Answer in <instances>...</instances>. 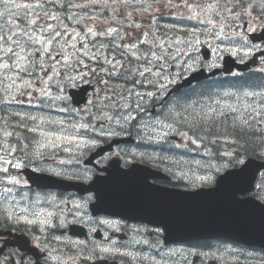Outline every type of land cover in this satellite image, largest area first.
Wrapping results in <instances>:
<instances>
[{
    "label": "flooded vegetation",
    "instance_id": "obj_1",
    "mask_svg": "<svg viewBox=\"0 0 264 264\" xmlns=\"http://www.w3.org/2000/svg\"><path fill=\"white\" fill-rule=\"evenodd\" d=\"M2 23L3 21L0 20V24ZM172 39V37H159V43L164 42L166 45L146 47L145 42H143L140 49L146 52L151 49L159 55L161 54L160 48H163L167 53L174 54L178 48L171 45L169 40ZM156 41L155 39L154 42L156 43ZM258 45V50L264 49V43ZM250 56L251 54H237L236 57L244 62ZM177 60L178 56L176 57ZM176 61H169L168 66L165 68L169 78L176 81L168 86V95L161 100L159 98L160 94L157 93V99L147 103V114L138 115L137 119L131 121L127 128H122L119 136H100V131L106 128L102 129L101 127L98 129L97 127L101 121L97 115H91L87 120L91 122L90 125L94 126L96 130L82 129L83 131H77L75 134L81 138L79 147L77 144H61L56 150H45L43 159L29 160L20 152V145L21 143H28V140L24 138L25 136H35L36 139H39L37 134L14 133L12 136L5 137L4 133H0V139L7 141V143H0V149H6L7 146H9V149H16L11 158L0 160V168L8 167L10 170L17 172L18 175H14V177H18L21 181L18 185L4 183L5 187L12 188L11 194L7 196L4 195L5 187H2L0 191V248H2V251H0V264H13V260H15V264H243L242 261H248L252 264H264V250L248 249L239 243L227 242L224 238L167 243L165 233L160 226L122 214L93 213L91 204L96 198L94 192L80 193L76 190L40 188L31 185L23 173L25 169L33 168L39 173L54 176L47 170L55 168L65 173L63 177L59 178L85 184H90L96 177L105 176L109 172L116 177L121 176L122 173L125 186L129 187V180H132L135 182L134 186L144 189L160 186L192 190L212 186L220 172L210 171L217 166L211 165L209 155L204 153V151L209 152L208 147L205 149L199 141L197 145H193L173 132L167 137L164 150H161L157 142L144 138L147 134L135 126L137 121L149 123L150 117L155 118L158 113H162L167 107L165 105V108L162 109L163 101H167L168 105L187 104L192 100L206 96L211 93V90H214L213 86H211L212 89H210V86L200 87L201 81L193 85L190 92L187 89L191 87L170 94V91L194 70L188 68L179 70ZM57 66L60 72V86L63 87L66 83L64 69L59 64ZM0 72H2L0 77L2 83L0 84L7 89L0 95V98L2 97L5 105L10 106L12 103L10 99L13 98V94L8 88V84L12 81H9L6 77H13L15 74ZM101 75L103 74L98 72L96 75L98 77H87L83 81L76 79L71 85L80 86L88 82L95 85L96 90L99 88L97 80ZM21 77H26V75L21 73ZM41 77L46 80V77ZM255 78H259V81ZM203 81H214V79ZM217 81L219 82L217 89L220 93L264 91V57L253 69L247 71L235 69L230 74L221 72ZM42 86L44 87L43 84ZM54 87L55 85L47 81V88ZM139 87H132L131 90L141 93L156 91L147 84L143 86L139 84ZM122 89H124V95L127 97V92L130 90L129 85L123 86ZM95 90L92 92L91 101L97 107ZM101 95L104 94L101 92ZM247 99L251 102L252 98ZM147 100L148 98L145 97V102ZM106 102L104 101V103ZM127 102L134 104L140 101L135 95H132L128 97ZM120 103L123 104L125 101L121 100ZM96 107L88 104L77 109L95 110ZM110 113L117 114L115 110ZM133 114L135 115V113ZM80 115H89V111L87 114L80 111L76 118L82 119ZM169 122L165 121V123ZM123 123V120H121L122 125ZM253 127L257 128V125L254 124L251 128ZM177 130L186 133L188 136L193 135L187 127L177 126ZM9 139L13 142L11 143ZM18 139L19 142H17ZM92 140L97 141L96 146L87 143ZM114 140H119V143L112 150L95 159V164H86L87 159L94 152ZM181 143H188V149L193 150L189 151L183 147H170ZM203 143L207 144V141ZM65 148H71L72 151H65ZM29 150H31V147ZM51 152H54V155ZM139 153H144L145 156L141 157L138 155ZM153 153H158L161 158L147 159V156ZM8 160L14 162L19 160L24 166L15 169L10 164L5 163ZM174 160H181V164L174 165ZM62 161L65 163L61 164ZM67 161H71V163H67ZM180 171L185 173L184 177L177 175ZM0 173L4 174L3 172ZM198 176H211L212 180L211 182H202L197 179ZM256 178V186L245 196H252L260 203H264V187H262L264 185V170L257 173ZM22 197H26V199ZM164 201L160 203H164ZM171 204L177 208L176 203ZM22 208L29 210L26 213L29 219H37V217L32 216L33 211L43 210L40 211L39 219H50L51 224L39 222L27 224L23 221L13 223L8 219L9 212H13L15 215H24L25 213L20 211ZM46 212H52L53 216L47 217ZM61 221H63V224H61ZM5 241H7L6 245ZM103 247L112 248L113 252L100 254L99 249ZM127 252L132 253V255H121V253ZM53 257L56 258L53 259Z\"/></svg>",
    "mask_w": 264,
    "mask_h": 264
},
{
    "label": "snow or ice",
    "instance_id": "obj_2",
    "mask_svg": "<svg viewBox=\"0 0 264 264\" xmlns=\"http://www.w3.org/2000/svg\"><path fill=\"white\" fill-rule=\"evenodd\" d=\"M48 2H55V0H48ZM255 3V0H254ZM0 5L3 6V10L0 11V20L3 21L0 24V71L5 73L12 72L15 76L21 77V73L29 77V79L24 80L25 94L29 97V102H31V91L37 90L33 88L32 78L34 73H43L46 80L40 75H36L34 78L37 82L44 85V87L39 88L37 91L40 95L45 97H51V91L47 88V81L53 80L54 76L60 75V72L57 71L56 65L59 64L61 68L64 69L65 80L68 84L76 79H84L85 76H96L99 73H102L97 80L99 88L96 89V103L101 106L97 108V111L100 113L99 119L111 123L115 121L116 124H120L123 120L122 128H127L131 124V121L136 120L138 115L147 114V103L157 99V93L160 94V99L163 100L164 96L168 95L167 89L170 84L175 83L174 79L169 78V74L165 71V68L168 66L169 61L175 62L176 57L184 52L183 49L177 50L174 54L167 53L163 48H160V53L157 54L156 51L149 49L148 52L144 53L142 56L137 55L136 52L131 51V48H135L136 45L133 44L131 48L128 49L131 52V56L136 58V62L139 63L141 60L144 61L143 64H140L139 68L136 71V75L143 77L142 81L131 80L133 88L137 84L143 86L144 84L150 85L156 91H146V92H133L128 90L127 97L124 95V89L118 88L117 86L111 84L113 77L123 79L126 82L130 79L128 73H131V69L125 67L123 62L127 59V53L120 50V46L114 47L116 55L121 59H116V56H110L107 53L106 46L101 43L99 45L98 51L99 56L96 53L88 49L84 41L86 40L87 35L95 36H111L113 33H117L116 28H107L106 30L97 32L93 28H88L87 32L81 36L79 32L76 33L77 36H80L81 49L77 50L75 44L70 45L73 49L71 53H66L64 51V45L60 44L57 39L61 35H70L67 32L66 26L63 31L58 30L57 26H54L52 23H48L49 20H56L57 17L50 12L44 10V4L40 3L39 0L37 3H17L16 0H0ZM72 6V5H69ZM176 7V5H172ZM239 3L233 5V7H239ZM75 7H82V5H75ZM184 7L192 10L193 14L189 19H197L199 15L203 14V9L200 13L196 12V9H200V5L195 3H188V0H184ZM256 7L259 8V13L256 17V23L258 25H264V0H260ZM210 9L213 6H209ZM252 8L250 4L248 9ZM37 9H40L41 12H37ZM248 9L244 11L251 15ZM229 12L232 9H228ZM201 23H207L213 25L215 23L211 18L206 21L202 20ZM136 27H141V25H136ZM196 30L193 29V32ZM248 31L255 32L256 28L248 26ZM220 35H224L223 28H221ZM235 34V33H234ZM55 42L59 51H56L52 47ZM67 43V41H65ZM199 39H196L193 42L189 43V47L195 49V46L199 45ZM253 47L259 48V46L254 45ZM250 51V50H249ZM53 52H56L53 55ZM187 54V53H185ZM235 55V51H233ZM83 57L88 58L90 61H95L99 64V68L92 67L90 68L88 64L81 59ZM40 57H47V61ZM59 57V58H58ZM75 57V60H73ZM151 57V59H149ZM191 59V56L189 55ZM50 61V63H48ZM102 61V63H100ZM129 64L133 63L132 60L127 61ZM195 63V61H194ZM145 64L150 66H144ZM108 65V67H105ZM215 65H210L209 67H214ZM153 68L156 69L153 72ZM49 69H51V74H49ZM84 69L85 71H81ZM142 69V70H141ZM188 69H192V65H188ZM186 69V70H188ZM123 70V71H122ZM147 74V75H145ZM107 77V78H105ZM149 77H152L151 79ZM6 79L14 83L12 76H7ZM2 83V81H0ZM11 87V84H9ZM7 90V89H5ZM101 92L104 95H101ZM135 95L140 101L139 103H128V97ZM145 97L148 98L145 102ZM247 98H252L251 102ZM53 100H68L67 96L57 95L53 97ZM124 100L125 103L121 104L120 101ZM104 101H109L110 103H104ZM234 101V102H233ZM88 104L92 107H96V104L93 101H88ZM166 109L162 113H158L155 118L150 117L149 123H140L137 121L136 127L141 129L147 135L146 139L149 141L157 142L161 150H164V144L167 143V137L170 133L175 132L177 135L185 138L188 142L193 145H197L198 141L203 144V147L207 149L208 145L215 146L218 142H227L224 138L230 134L229 130L231 129V134L237 136L243 135L246 128H251L254 124L264 125V91H236V92H215L209 93L206 96H202L196 100H192L187 104H172L168 105L167 101H163L161 105L162 109ZM179 108V110H177ZM113 110L116 111V115H110L109 113ZM61 112L68 113L71 111L76 115H79L80 111L88 113V109L83 110L79 109H69L61 108ZM135 113V115L133 114ZM16 116L21 117L20 127L26 129L27 133L37 134L39 139H36L35 136H25L24 138L28 140L27 144L21 143L20 152L26 159L29 160H39L45 157V150H56L61 144H77L80 146L81 138L78 137L75 133L79 129H91L95 131V127L90 124L85 123H70L67 128L64 127L65 121L45 118L43 116L37 115H27L23 116L20 113H15ZM27 121L34 122L33 126H29ZM165 121H170L165 123ZM59 125L61 126L57 131H46L45 127L51 128L52 126ZM179 127H187L193 135L188 136L186 133L179 132L177 130ZM102 129L104 128L101 125ZM68 133V134H66ZM14 133L4 132V136H12ZM18 135V134H17ZM100 136L114 137L119 136L120 133L115 130L104 129L100 131ZM207 141V144L203 142ZM93 146L97 145L96 140L89 141ZM235 143V141H233ZM31 147V150H29ZM170 147L174 148H185L188 149V143H181L171 145ZM9 155L16 152L15 148L5 149ZM65 151L71 152V148H65ZM192 151L193 149H188ZM54 155V152H51ZM141 157H144V153H139ZM220 155V153H216ZM225 156H232L231 152H224ZM239 155V154H237ZM158 153H153L147 156V159L154 160L160 159ZM238 163L244 164L243 160L237 161ZM5 163L10 164L15 169H20L24 165L19 160L17 161H5ZM65 163L64 161L61 164ZM71 163V161H67ZM187 163V162H184ZM197 163H199L197 161ZM174 165H180L181 160H174ZM52 175L56 177H63L65 173L58 171L55 168L48 169ZM219 171V169H217ZM242 172L243 169H240ZM0 172H3L5 177L0 179V183L18 185L21 183L16 177L7 175L9 173L8 167L0 168ZM177 175L184 177L185 173L180 171ZM71 178V177H69ZM198 180L202 182H211V176H198ZM26 183V181H25ZM264 187V185H262ZM12 188L5 187L4 195L7 196L11 194ZM26 199V197H22ZM14 199V198H13ZM53 199H55L53 197ZM21 213L24 215H15L13 212L8 213V219L13 223H20L21 221L27 224H35L37 222L42 224H51L50 219H39L40 211L37 210L32 212V216L37 217V219H29L27 208L20 209ZM47 217H52V212H46ZM63 224V221H61ZM7 241H5V245ZM2 251V248H0ZM113 252L112 248L103 247L99 249L100 254H107ZM121 255L131 256L132 253H121ZM56 257H53L55 259ZM15 264V260H13Z\"/></svg>",
    "mask_w": 264,
    "mask_h": 264
},
{
    "label": "water",
    "instance_id": "obj_3",
    "mask_svg": "<svg viewBox=\"0 0 264 264\" xmlns=\"http://www.w3.org/2000/svg\"><path fill=\"white\" fill-rule=\"evenodd\" d=\"M202 77L204 75L200 73L195 79ZM262 167L263 161L250 158L242 172H230L221 177L217 187L197 193L160 189L159 197H169L171 203H176L177 208L166 199L159 208L150 210L147 215L157 217L176 239L215 235L264 246V206L252 199L244 200L237 196L239 192L250 189ZM115 204H119V201ZM112 205L113 201L99 204L105 207L103 210L111 208ZM141 212L146 213L144 210ZM157 212H160V216Z\"/></svg>",
    "mask_w": 264,
    "mask_h": 264
},
{
    "label": "rangeland",
    "instance_id": "obj_4",
    "mask_svg": "<svg viewBox=\"0 0 264 264\" xmlns=\"http://www.w3.org/2000/svg\"><path fill=\"white\" fill-rule=\"evenodd\" d=\"M78 1L80 2V4H83V3L89 4L91 2H97V3L103 2L104 0H78ZM188 2L193 3V0H188ZM157 4L159 6H158V8L155 11H153V10H151V11H148V10H139L138 8H132V9H130L129 7L126 10H124L123 14H124L125 24H126L127 29L130 30V32H131L134 28H137L135 26L136 24L137 25L139 24L142 27L145 22H150L151 19H152V16H155L157 12L161 16L166 17L164 19L165 21H170L171 20L170 15L172 16L173 14H177V23L180 21L179 19H186L188 22H191V21L194 20V19H189V17L192 16V10L189 9V8L184 7V2L183 1H180L177 4V3H173V2H168V1L160 0V2H158ZM133 5L134 6H137L135 3H133ZM172 5H176V7H173ZM91 16H93V15L92 14H88V17H91ZM85 18L87 19V17H85ZM173 19L176 20L175 18H173ZM250 19H252L253 27L256 26L257 25L256 18H250ZM202 20L206 21L207 18L206 17H202L200 20L195 21V23L207 24V23H201ZM87 22H91V21H87ZM89 26L91 28H93L97 32L106 30L107 28H116L117 29V27H114L115 25L113 24V22H105L103 24H101V23L93 24L92 23ZM57 27L60 28L61 31H63V29L65 28V27L62 26L61 23L58 24ZM179 28L180 27H177V30ZM183 29L184 30H188V32H190V29L189 28H183ZM209 30L211 31V29H209ZM209 30L206 27V31H209ZM196 31H199V29H196ZM196 31L193 34L194 36L198 35ZM67 32L70 35H61V36L62 37H70V36L72 37V36H75V31L73 29L67 30ZM133 35L134 36H138V30L137 29H135V32L133 33ZM193 35H191V36H193ZM111 36L113 38L117 39V40L119 38H121L119 36V34H118V31H117V33H113ZM188 36H189V34H188ZM178 37H179V35H178ZM58 40L60 42V39H58ZM199 40H202V39H199ZM54 44H55V42L53 43V45ZM202 44H207V45H209L210 47H212L214 49L215 56H214V59H213V63L218 62V60H219V58L221 56V53H222L223 49H229L230 47H232L231 45L229 46L228 43H225L224 41L221 40V36H220V34L218 32L215 33V36H209V35L206 34L204 36L203 40L200 42V44L197 45V46H195L194 51L196 52V50ZM53 45H52V47L55 48L56 51H59L58 50L59 48H57L56 45L55 46H53ZM53 54L55 55L56 52H53ZM24 80H26V79H23L22 80V84L21 83H17L16 86H15L16 91L19 92L21 94V96H27L25 94ZM38 87L41 88L43 86H42L41 83H38L37 81H33V88L34 89H37ZM34 92H35V90H31V95L34 94ZM1 110L6 111V112L8 111L5 108H2ZM0 123L1 124H5L6 123V120L4 118H1L0 119ZM252 130H254V131L257 132L258 131V128L253 127ZM262 139H264V134L262 135ZM261 153L264 154V147L261 149Z\"/></svg>",
    "mask_w": 264,
    "mask_h": 264
},
{
    "label": "trees",
    "instance_id": "obj_5",
    "mask_svg": "<svg viewBox=\"0 0 264 264\" xmlns=\"http://www.w3.org/2000/svg\"><path fill=\"white\" fill-rule=\"evenodd\" d=\"M155 0H145L143 3L145 5H149V4H153ZM172 1H181V0H172ZM252 0H207V3L211 4V6H213L212 9H210L211 14L213 15V18L215 19H220L221 17H223V11L221 9V6L223 4L226 5L227 9L226 12L228 14H233V13H240V16L243 17V15L245 14L244 9H248V6L250 5ZM132 3V1H130ZM135 4H139L141 2L139 1H134ZM237 3H239V7H233V5H236ZM72 4V0H61V1H56L55 2H50L49 3V7L50 10H54L57 14L61 15L64 20L67 23L71 22V15L73 14L72 10H71V5ZM228 9H232L231 12L228 11ZM259 81V78H255ZM215 82L213 81H202L200 84V87H209L211 89V86L214 84ZM192 87L190 89H187L189 92L191 91ZM53 104L47 106L45 109L40 110L37 113H44V114H48L50 112V110L52 109ZM2 118H7V122H11L12 119H15V115L13 114V112H6L2 110ZM5 116V117H4ZM2 125L0 124V127ZM258 131H254L252 130V128H246L244 130L243 135L237 136L235 134H231V129L229 130L230 132V137L231 139H233V141H235V145L237 148V152L240 153L241 155H249V156H255L258 158H264V154L261 153V149L264 147V139H262V135L264 134V125H259L257 126ZM262 130V131H261ZM262 133H261V132ZM261 134V135H260ZM219 143V142H218ZM218 143L214 146L215 148L219 149L218 147ZM243 149V150H242ZM238 157H234L233 160L238 161ZM232 160V161H233ZM223 161H226L225 159H223Z\"/></svg>",
    "mask_w": 264,
    "mask_h": 264
}]
</instances>
